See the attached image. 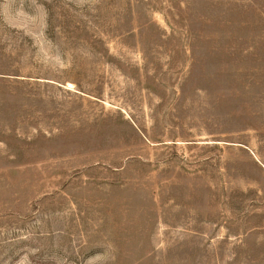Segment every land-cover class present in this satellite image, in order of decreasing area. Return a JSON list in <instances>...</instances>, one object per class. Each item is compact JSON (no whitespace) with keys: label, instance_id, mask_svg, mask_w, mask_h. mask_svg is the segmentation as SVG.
Returning a JSON list of instances; mask_svg holds the SVG:
<instances>
[{"label":"rangeland","instance_id":"1","mask_svg":"<svg viewBox=\"0 0 264 264\" xmlns=\"http://www.w3.org/2000/svg\"><path fill=\"white\" fill-rule=\"evenodd\" d=\"M0 264H264V0H0Z\"/></svg>","mask_w":264,"mask_h":264}]
</instances>
